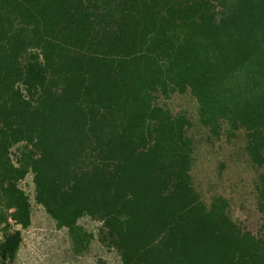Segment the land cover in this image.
Listing matches in <instances>:
<instances>
[{
    "label": "trees",
    "instance_id": "obj_1",
    "mask_svg": "<svg viewBox=\"0 0 264 264\" xmlns=\"http://www.w3.org/2000/svg\"><path fill=\"white\" fill-rule=\"evenodd\" d=\"M220 139L255 171L254 231L193 182ZM28 173L74 255L89 216L121 264H264V0H0V264Z\"/></svg>",
    "mask_w": 264,
    "mask_h": 264
},
{
    "label": "rangeland",
    "instance_id": "obj_2",
    "mask_svg": "<svg viewBox=\"0 0 264 264\" xmlns=\"http://www.w3.org/2000/svg\"><path fill=\"white\" fill-rule=\"evenodd\" d=\"M172 110H184L193 114L195 103L187 95H174L167 101ZM19 145L11 149L14 154ZM196 160L191 174L197 189L207 198L220 194L228 200L231 218L248 230L254 231L258 215L254 207L253 171L235 144L223 139L201 143L195 152ZM19 187L28 197L30 224L21 230V243L10 264H121L112 249L105 248L96 239L99 223L83 216L78 223L93 233L87 250L74 255L64 229H57L53 220L33 199L31 174H27Z\"/></svg>",
    "mask_w": 264,
    "mask_h": 264
}]
</instances>
